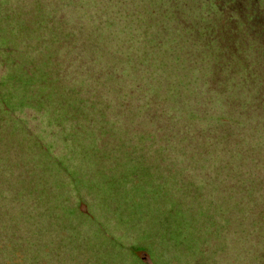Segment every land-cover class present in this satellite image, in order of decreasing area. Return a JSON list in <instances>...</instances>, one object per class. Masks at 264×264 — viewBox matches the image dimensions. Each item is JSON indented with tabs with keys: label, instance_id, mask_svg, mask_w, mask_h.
Masks as SVG:
<instances>
[{
	"label": "rangeland",
	"instance_id": "1",
	"mask_svg": "<svg viewBox=\"0 0 264 264\" xmlns=\"http://www.w3.org/2000/svg\"><path fill=\"white\" fill-rule=\"evenodd\" d=\"M52 1L0 0V103L16 108L14 121L25 126L14 140L1 138L9 148L0 147V264H264L263 242L251 247V205L236 197L249 198L250 189L243 195L215 165L212 175L192 163L182 172L175 145L156 149L149 136L130 134L126 127L139 131L142 124L164 132L167 116L152 108L141 113L135 102L127 108L126 87L104 76L107 66L100 65L114 64L130 85L143 73L114 58L125 53L121 41V47L115 40L95 42L89 24L79 33L80 13L70 0L69 8ZM50 11L64 16L67 35L51 23ZM59 37L75 47L63 50ZM22 56L27 77L10 68ZM177 123L179 131L203 127L200 119ZM191 139L189 148L200 153V138ZM32 197L40 212L30 215L39 220L26 214ZM39 221L42 230H26Z\"/></svg>",
	"mask_w": 264,
	"mask_h": 264
},
{
	"label": "trees",
	"instance_id": "2",
	"mask_svg": "<svg viewBox=\"0 0 264 264\" xmlns=\"http://www.w3.org/2000/svg\"><path fill=\"white\" fill-rule=\"evenodd\" d=\"M70 1L73 5L66 0L52 2L56 5L64 3L68 8L71 5L77 14L80 13L79 33L88 32L85 26L89 24V32L94 35L95 42L105 39L104 42L115 40L118 44L121 41L125 53L121 55L115 44L117 52L113 53L114 58L131 62L133 70L143 73L134 75V85H130L122 74L115 72L114 64L100 65L107 66L101 69L105 71L104 76H110L120 88L126 87V107L135 102L141 113H147L152 108L158 114L167 116L164 130L168 132H163L162 127L148 130L142 124L145 127L139 131L126 127L129 133L149 136L147 139L153 141L156 149L166 150L167 146L175 145L180 163L175 167H181L182 172L191 171L188 166L192 163L197 170L207 169L212 175L210 171L215 165V171L229 178L230 182L235 181L232 184L243 195L247 194L245 188L248 187L251 192L249 198L242 195L236 197L241 203L249 202L251 205V230H254L251 234H256L251 236V247L257 242L264 244V0ZM51 9L54 10L53 7ZM53 12L45 14L52 19V24L59 22L61 32L67 35L69 31L64 16H53ZM55 42H62L59 47L63 50L76 45L72 39L61 37ZM138 43L139 52H134L133 48ZM118 46L121 47L120 44ZM231 47L235 52L230 51ZM7 48L5 53L12 54V49ZM56 50L59 48L55 47ZM26 60L22 56L21 64L10 68L18 67L20 74L27 77ZM55 62V59H50V66H54ZM101 78L97 76V79ZM137 78L144 82L139 84L135 80ZM94 96L97 99L98 93L94 92ZM12 109L17 110L0 103L1 113H12L10 118L0 115V147L3 148H9V145L8 140L1 141V138L14 140L18 130L23 134L25 127L14 121L18 116ZM24 109L29 107L25 105L20 111ZM185 118L189 121L200 119L203 127L192 130L188 125L184 131H179L177 122ZM196 137L201 140L200 153H193L189 148L191 138ZM224 141L225 146L222 145ZM246 149L248 151L245 152ZM211 156L217 159V164L210 161ZM193 162L198 163L194 166ZM257 168L263 177L261 173L259 176L255 174L253 169ZM180 177L187 179L186 176ZM198 180L205 187V182ZM25 203L27 217L39 220L37 215H30L32 209L40 212L38 199L32 197ZM42 223L39 221L35 227L26 230L30 233L32 229L42 230ZM40 237V234L33 236V240L28 242L34 245V240ZM42 246L48 254L53 252L47 243ZM13 259L12 256L10 261Z\"/></svg>",
	"mask_w": 264,
	"mask_h": 264
}]
</instances>
